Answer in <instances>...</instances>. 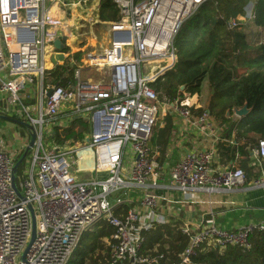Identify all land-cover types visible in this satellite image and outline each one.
I'll return each instance as SVG.
<instances>
[{
	"label": "built area",
	"instance_id": "built-area-1",
	"mask_svg": "<svg viewBox=\"0 0 264 264\" xmlns=\"http://www.w3.org/2000/svg\"><path fill=\"white\" fill-rule=\"evenodd\" d=\"M205 1L113 0L119 18L110 31L127 33L128 40H112L102 52L85 56L87 65L108 70V81L82 79L77 68L65 85L41 86L31 110L21 94L26 82L43 79L41 57L63 29L52 8L63 0H0V100L35 134L19 175L16 159L0 150V264H68L83 235L103 221L112 233L103 238L108 253L101 264H192L203 248L248 249L253 232H264L261 223L224 229L213 222H179V203L193 192L219 193L245 182L242 168L218 163V143H236L222 134L224 126L207 110L194 114L179 98L159 101L148 84L173 65L174 36ZM253 20L249 8L228 26L252 24L263 42ZM153 59H161V68L147 76L142 64ZM161 104L205 131L212 143L188 150L173 164L159 159L150 137ZM60 112L88 120L89 131L80 143L47 149L43 136L52 135L49 127ZM248 150L250 165L259 168L251 183L264 186V138ZM83 152L92 163L81 170H90L91 177L73 171ZM163 224L180 225L187 238L173 261L147 247L146 234Z\"/></svg>",
	"mask_w": 264,
	"mask_h": 264
},
{
	"label": "trees",
	"instance_id": "trees-1",
	"mask_svg": "<svg viewBox=\"0 0 264 264\" xmlns=\"http://www.w3.org/2000/svg\"><path fill=\"white\" fill-rule=\"evenodd\" d=\"M249 8L254 13V26L261 29L259 34L263 42L258 39V34L256 41H252V33L246 32V25L243 26L242 23L234 27L228 26L230 18L245 14ZM98 9L100 20L113 22L119 18L118 8L113 0H100ZM173 46V65L148 82L157 99L172 102L181 97L183 92L189 95L199 94L202 82L206 81L211 93L203 109L224 126L222 134L237 143L244 141L245 149L263 139L264 0L203 2L182 23L174 36ZM69 65L67 62L56 65L48 72L47 81L65 85L73 77L75 69ZM243 106L250 109L249 114L234 118L233 110ZM200 111L193 109L196 114ZM59 118L57 116L53 121L56 122ZM69 119L71 122L68 125L54 124L52 139L55 146L80 143L88 132L89 124L86 119L76 115H71ZM172 130L173 120L169 114L161 126L157 123L153 126L150 142L152 146L161 148V157ZM217 146L221 158L223 153L228 152V148L222 142ZM28 153L29 150L26 153L24 151L16 159L20 158L16 168L17 175L21 174ZM235 165L243 169L247 180L259 173V168L251 166L248 160L237 161ZM111 233V226L104 221L99 222L83 235L68 264H101L108 253V246L103 238L109 237ZM86 239L89 240L87 244L84 243ZM146 240L151 251L165 253L168 261L176 260L187 243L180 225L178 229V226L167 224L158 225L149 231ZM250 241L248 249L236 246H228L222 250L203 248L192 258V264H264V232H253Z\"/></svg>",
	"mask_w": 264,
	"mask_h": 264
},
{
	"label": "crops",
	"instance_id": "crops-1",
	"mask_svg": "<svg viewBox=\"0 0 264 264\" xmlns=\"http://www.w3.org/2000/svg\"><path fill=\"white\" fill-rule=\"evenodd\" d=\"M55 7L56 6H54L52 10L61 18L60 11ZM62 24L63 29L59 38L61 39L63 48L56 49L52 46L45 49L41 57L45 68L42 81H37V78H34L33 81L26 82L25 89L22 91L21 97L28 109L33 110L38 103L39 90L41 86L58 84L53 83L50 80L47 81L46 76L56 65H62L69 59L70 54L75 50L73 49V46L81 47L83 44H79L82 40L89 39L83 47L88 48L90 46V48L93 49L92 52H95L94 47L96 45L91 42L93 38L86 36L82 37L85 34V30L89 29L87 24L84 22L83 24L76 23L71 20L67 23L62 20ZM80 47L77 49L81 50ZM104 47L105 46H103V44H100V52L105 50L103 49ZM59 53L63 54V60L58 58ZM72 62L73 60L69 61L70 65H72ZM179 99L187 102L190 106L194 107L195 110H200V108L197 105L195 106L193 102L190 103L191 100L187 93L183 92ZM0 106V109L10 111V109H7L5 103L1 100ZM64 114L68 119L71 116L69 112H64ZM3 115L4 114H0V150H6L15 159H17L20 154L22 155V152H27L26 149L31 139L32 129L27 121L18 114H15V112L11 113L10 111V114L6 117ZM169 115H171L173 120V130L162 153V157L160 155L161 148L159 146L157 147L159 150V157L164 161H168L171 162L169 164H173L188 150L194 148H204L212 143L211 136L206 135L205 131L197 127L186 124L177 111L171 110ZM86 135L87 133L85 136ZM49 139L53 142L52 135L49 136ZM223 144L228 148V152L223 153L221 158L218 157V163L221 167L230 165L234 166L237 161L241 160H248L249 164L253 161V157L251 156L249 150L244 148V141H240L238 143L226 141ZM85 155V152L81 155L82 159L78 163L80 168L83 166H91L89 159H87ZM90 159L92 163V158ZM18 160H20V158ZM90 174L92 175V173ZM91 175L88 177H91ZM252 179L253 177H250L248 180L245 179L243 185L219 193L193 192L191 194V200L181 204L179 203V222L181 224L193 223L194 225H203L213 222L216 226L224 229H234L250 223L264 224V186H253L251 183Z\"/></svg>",
	"mask_w": 264,
	"mask_h": 264
},
{
	"label": "rangeland",
	"instance_id": "rangeland-1",
	"mask_svg": "<svg viewBox=\"0 0 264 264\" xmlns=\"http://www.w3.org/2000/svg\"><path fill=\"white\" fill-rule=\"evenodd\" d=\"M99 1L100 0H63V2H61L62 3L61 5L57 4L55 7L57 10L60 11L61 20L65 21L66 23L69 22V20H71L72 22L81 23V24H83L84 22L85 24L89 26V29L85 30V34L82 37L86 36V37L93 38L91 42L96 45L95 46L96 48L94 47L95 52L101 51V49L99 48L100 44H103V46H105L103 49H106L110 46V43L112 41L111 31H110L111 21H103L99 19V9H98ZM245 25H246V32L248 33L250 32L252 33V36H254V38L251 40L256 41V39L258 38L256 36V34H258L257 31H255L252 24H245ZM87 41H89V39L82 40V42L79 44V45L83 44L81 47L78 46L81 48V50L77 49L78 47L73 46V49L75 50L73 51V53L70 54V57L68 60H66V62L69 65L70 64L69 61L73 60L72 65H69V66L75 67V69L80 68V77L83 79L107 82L108 81L107 79L108 70L97 69L95 67H91L87 65L88 63L85 60L86 59L85 56L88 52H91L93 50L92 48H90V46L88 48L83 47L87 43ZM145 65L150 66L152 69H155V70L157 69V64L155 62H150ZM210 93H211L210 87L207 85L206 81H203L201 84V90L199 94H195V95L187 94V95H189L190 97V100H191L190 103L193 102L195 106L197 105L200 108V110H203V108H205L206 106V101L209 98ZM23 104L25 105L24 102ZM0 110H1L0 114H4L3 116L5 117L8 114H10V111L11 113L14 112L12 110L10 111H5L4 109H0ZM171 110L172 108H170L169 106L161 104L158 110V116H157L156 123L161 126L163 124L164 119L166 118L164 116L170 114ZM57 116H59L60 118L56 120V122L53 124L63 125V126L70 124L71 121L70 119L66 117L64 112H60ZM233 116L237 117L235 114ZM53 126L54 125H52L49 128V132H48L49 135L50 133L53 132ZM48 137L49 136H47V138L46 136H43L45 148L47 149L54 148L55 146L53 142L50 139H48ZM71 145L72 144L67 143L63 146H71ZM85 157L89 159V162H90L91 160L90 155L86 154ZM78 163L79 162L77 161V164L73 165V171L80 178H85L91 175L90 173L92 172L90 170L82 171ZM88 242L89 240L86 239L84 243L87 244Z\"/></svg>",
	"mask_w": 264,
	"mask_h": 264
},
{
	"label": "water",
	"instance_id": "water-1",
	"mask_svg": "<svg viewBox=\"0 0 264 264\" xmlns=\"http://www.w3.org/2000/svg\"><path fill=\"white\" fill-rule=\"evenodd\" d=\"M111 25H113V23L111 22L110 23ZM122 33L124 32H121V31H118V30H112L111 31V35H112V40L117 42V41H121V40H128V35H126L127 33H124V35H122ZM53 46L56 48V49H62L63 46H62V43H61V39H56L54 40L53 42ZM58 58H60L61 60H63V54L62 53H59L58 54ZM167 68H164L160 74H163L165 71H166ZM50 94V92L48 93ZM234 114L237 116V117H241V116H245L247 114H249L250 112V109H248L246 106H243L241 108H235L233 110ZM35 139V134L32 132L31 133V139H30V142H29V145L26 149V151H28V149L32 146L33 144V141ZM18 163H19V160L16 161L15 165H14V171L16 170L17 166H18Z\"/></svg>",
	"mask_w": 264,
	"mask_h": 264
},
{
	"label": "bare ground",
	"instance_id": "bare-ground-1",
	"mask_svg": "<svg viewBox=\"0 0 264 264\" xmlns=\"http://www.w3.org/2000/svg\"><path fill=\"white\" fill-rule=\"evenodd\" d=\"M165 59V58H163ZM159 60L161 59H153V60H147L145 62H143V72L145 73V75H147L148 73H150L149 75H152L154 74V72H156L157 70H160L161 66H160V63H159ZM150 62H155L157 64V69H152L150 66L148 65H145L147 63H150ZM156 66V65H155ZM149 71V72H148ZM148 72V73H147ZM148 76V75H147ZM82 159V156H80L79 158V161ZM90 165H91V161H90Z\"/></svg>",
	"mask_w": 264,
	"mask_h": 264
}]
</instances>
